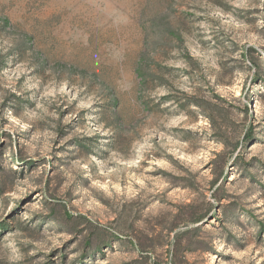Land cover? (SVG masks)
<instances>
[{"label":"rangeland","instance_id":"1","mask_svg":"<svg viewBox=\"0 0 264 264\" xmlns=\"http://www.w3.org/2000/svg\"><path fill=\"white\" fill-rule=\"evenodd\" d=\"M0 264H264V0H0Z\"/></svg>","mask_w":264,"mask_h":264}]
</instances>
